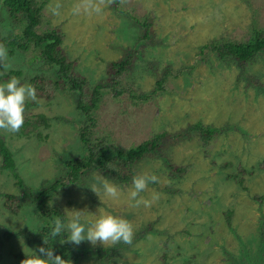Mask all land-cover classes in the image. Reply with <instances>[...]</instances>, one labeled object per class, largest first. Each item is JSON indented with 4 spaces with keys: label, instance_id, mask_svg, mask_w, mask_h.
I'll use <instances>...</instances> for the list:
<instances>
[{
    "label": "rangeland",
    "instance_id": "374dc122",
    "mask_svg": "<svg viewBox=\"0 0 264 264\" xmlns=\"http://www.w3.org/2000/svg\"><path fill=\"white\" fill-rule=\"evenodd\" d=\"M115 1L49 0L46 15L66 32L64 48L78 59L77 69L96 83L107 77L108 60L137 46L140 54L131 79L141 91L149 92L155 86L164 66H172L178 75L172 74L162 94L141 104L107 91L97 109L98 133L117 147H129L154 133L198 121L225 130L205 149L194 134L170 147L168 155L175 163L193 165L181 177H171L162 159L148 157L138 164L137 174L158 177L157 183L140 193L139 198L149 201L153 193L158 194L148 207L137 206L129 197L132 184L121 186L98 170L58 191L56 200L67 214L80 210L89 221L101 213L113 214L133 226L132 243H120L123 249L113 262L91 259L86 264H158L165 251L167 264H264V57L249 65L243 77L237 66L213 53L207 60L200 55V46L213 38L243 37L255 18L264 25V0H122L120 13L114 10ZM127 12L151 17L157 42L138 41L141 28ZM14 23L0 6V31L12 32ZM6 53L0 59V73L21 70L22 75L10 76L25 85L23 75L51 70L41 59H34L35 53ZM250 76L257 77L259 84L254 86ZM34 101L33 112L49 116V127L31 136L0 130L25 187L17 185L9 170L0 172L1 233L6 228L37 232L47 224L32 196L64 175L66 160L83 151L79 128L84 115L76 108V97L63 91L53 100ZM102 179L118 186V198L106 197L102 188L99 197L89 187H99ZM6 192L21 196L19 215L4 207ZM228 211L232 212L230 225ZM149 223L154 232L137 237ZM168 235L171 241L166 249ZM41 247L27 235L13 236L5 242L0 264H23L25 259L18 254L39 252Z\"/></svg>",
    "mask_w": 264,
    "mask_h": 264
},
{
    "label": "trees",
    "instance_id": "16d2710c",
    "mask_svg": "<svg viewBox=\"0 0 264 264\" xmlns=\"http://www.w3.org/2000/svg\"><path fill=\"white\" fill-rule=\"evenodd\" d=\"M2 2V3H1ZM9 15V21L15 22L16 27L12 32L3 34L0 31V47H3L11 55L21 53H35L34 59H41L43 64L51 70L27 74L23 80L28 85L35 87L36 98L53 100L58 92H69L76 97V108L81 111L84 118L79 128V137L83 151L74 158H68L65 162L66 172L55 179L42 192L32 196V201L40 215L47 218V224L37 232L6 228L0 232V262L4 258L5 242L13 236H28L35 239L44 248H51L56 255L65 259V264H86V261L96 259L100 262L111 263L123 249L119 244L112 246L92 245L86 241L75 245L61 243L60 238L53 239L51 236V222L58 216L67 214L66 210L56 200V194L69 183H77L83 180L89 172L98 170L109 180L117 182L121 186L132 184V178L137 174V167L144 159H162L168 168L171 177H181L187 174L193 165L175 163L168 155L170 147L182 140L197 135L202 147L205 149L211 144L216 135L223 132L224 127L198 121L180 127L174 131L163 130L154 133L138 144L129 147H117L108 142V136L98 133L96 125L98 121L97 109L104 94L111 92L116 96L127 95L134 103L141 104L153 100L166 90L169 78L178 75L172 66H164L163 71L157 75L155 86L149 91H141L131 79V70L135 60L140 54V49L128 47L120 58L108 60L106 63L107 77L92 83L86 75L77 69L78 59L72 58L64 48L66 32L54 24L46 15V7L49 0H0ZM114 10L123 11L122 0H116ZM2 10V9H1ZM134 23L140 26L138 41L157 42L154 29V20L149 16L138 17L132 12H127ZM213 53L219 60L228 64H234L241 70V76L248 74V66L255 63L260 57H264V25H259L257 18L249 26L248 32L241 38L219 37L200 46V55L207 60L208 55ZM151 66V64H150ZM155 67V64H152ZM151 66V67H152ZM182 71V70H181ZM21 70L11 71L8 74L0 73V82L9 79L10 75L20 76ZM180 75V73H179ZM253 85L259 84L257 77L250 76ZM110 90V91H109ZM36 101L26 102L25 121L22 128L17 132L21 136H31L38 133L42 128L49 127L51 118L45 113L33 112ZM208 154V153H207ZM264 166V161L262 162ZM9 170L18 180L17 185L24 190L23 179L17 167L14 153L0 134V172ZM157 183V182H156ZM261 200V198L259 197ZM4 207L14 215L22 211L21 196L16 193H4ZM231 211L226 213L230 225ZM263 218L261 219V222ZM153 224L141 228L137 237L152 233ZM261 238L264 242V223H261ZM171 235L165 239V247L169 248ZM26 259V254H18ZM162 262L167 264L168 252L161 256ZM187 261L185 264H189Z\"/></svg>",
    "mask_w": 264,
    "mask_h": 264
},
{
    "label": "clouds",
    "instance_id": "9594fccd",
    "mask_svg": "<svg viewBox=\"0 0 264 264\" xmlns=\"http://www.w3.org/2000/svg\"><path fill=\"white\" fill-rule=\"evenodd\" d=\"M78 10V9H77ZM99 11V9H96ZM54 14L58 12L54 11ZM6 49L0 47V59L6 56ZM36 100V89L31 85L21 83L20 79L12 77L0 82V130L8 133H17L25 121V109L27 100ZM156 175L138 174L133 176V190L129 197L136 205L150 206L152 201L157 200L158 194L153 193L152 201L139 198L150 183H156ZM100 197V188L106 197L116 199L120 195L118 186L107 179L99 181L97 185L89 186ZM51 236L53 239L60 238L61 243H72L79 245L85 240L96 245L131 244L134 230L132 224L123 217L101 213L94 220L83 219L80 210H69L68 214L56 217L51 222ZM27 258L23 264H65V259L54 254L51 248L41 247L39 252H26Z\"/></svg>",
    "mask_w": 264,
    "mask_h": 264
}]
</instances>
